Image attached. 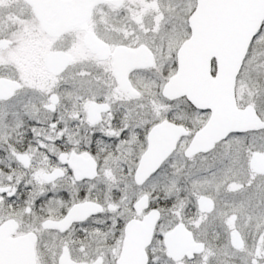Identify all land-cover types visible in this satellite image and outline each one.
I'll list each match as a JSON object with an SVG mask.
<instances>
[{"label": "snow or ice", "instance_id": "snow-or-ice-1", "mask_svg": "<svg viewBox=\"0 0 264 264\" xmlns=\"http://www.w3.org/2000/svg\"><path fill=\"white\" fill-rule=\"evenodd\" d=\"M63 6L0 0V264H264V0Z\"/></svg>", "mask_w": 264, "mask_h": 264}, {"label": "flooded vegetation", "instance_id": "flooded-vegetation-1", "mask_svg": "<svg viewBox=\"0 0 264 264\" xmlns=\"http://www.w3.org/2000/svg\"><path fill=\"white\" fill-rule=\"evenodd\" d=\"M16 18L17 20H22V21L27 22V20L29 19V16L28 15H17ZM88 20L91 21V16ZM96 31H102V27L97 26ZM72 40H73V33L71 32H63V33L54 35L52 37H49L48 35L44 33H38L32 38L28 48L25 51L24 58L28 62V64L36 68L42 69L44 66V55H43L44 47H47V48L54 47L57 49L64 48L70 45ZM121 62H124L123 58H121Z\"/></svg>", "mask_w": 264, "mask_h": 264}, {"label": "water", "instance_id": "water-1", "mask_svg": "<svg viewBox=\"0 0 264 264\" xmlns=\"http://www.w3.org/2000/svg\"><path fill=\"white\" fill-rule=\"evenodd\" d=\"M59 3L64 5L63 7L54 8L49 10V14L52 16L61 17L70 21L73 25L78 24L85 18V9L81 6L83 0H59ZM88 19L91 16V12L87 14ZM188 54L192 59L194 72L199 78L201 74L207 76L208 72V59L202 55L201 49L189 48Z\"/></svg>", "mask_w": 264, "mask_h": 264}]
</instances>
